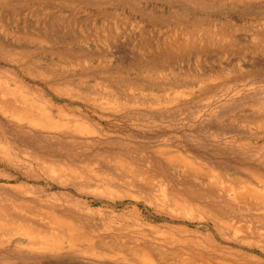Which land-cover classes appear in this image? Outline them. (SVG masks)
Listing matches in <instances>:
<instances>
[{"label":"rangeland","instance_id":"rangeland-1","mask_svg":"<svg viewBox=\"0 0 264 264\" xmlns=\"http://www.w3.org/2000/svg\"><path fill=\"white\" fill-rule=\"evenodd\" d=\"M142 256L264 264V0H0V264Z\"/></svg>","mask_w":264,"mask_h":264},{"label":"bare ground","instance_id":"bare-ground-1","mask_svg":"<svg viewBox=\"0 0 264 264\" xmlns=\"http://www.w3.org/2000/svg\"><path fill=\"white\" fill-rule=\"evenodd\" d=\"M31 98V97H30ZM29 100V99H28ZM33 100V99H32ZM78 123V122H77ZM84 127V126H83ZM14 225V224H13ZM52 227V226H51ZM60 232V231H59ZM69 232V231H68ZM17 233H18V231H17ZM23 234L26 236V237H28V238H31L32 237V233H30V231L29 230H24L23 231ZM9 236V235H8ZM71 236H73V235H71ZM2 237V236H1ZM12 237V236H11ZM47 237H50V240H51V248H54V249H61V250H63L64 248H71L72 247V244H73V240L72 239H70L69 237L68 238H63V237H60V236H55V235H52V236H47ZM47 237H43L44 239L45 238H47ZM79 238V237H78ZM81 239V238H80ZM82 240V239H81ZM80 241V240H79ZM86 244V243H85ZM83 246V245H82ZM49 248V247H48ZM92 248V247H91ZM70 250V249H69ZM120 251H122V250H120ZM119 251V252H120ZM141 253V252H140ZM122 254H124L123 253V251H122ZM121 254V255H122ZM132 254V253H131ZM127 255V254H126ZM132 257V256H131ZM133 257H134V255H133ZM136 257V256H135ZM134 257V258H135ZM138 259H141V258H138ZM137 259V260H138ZM154 260V259H153ZM194 260V259H193ZM138 261H140V260H138ZM141 261H144L145 263L147 262L148 264H155V263H153L147 256H145V257H143L142 256V259H141ZM197 261V260H196ZM16 263V262H15ZM18 263V262H17ZM21 263V262H20ZM61 263V262H60ZM25 264H27V263H25ZM58 264V263H57ZM159 264V263H158Z\"/></svg>","mask_w":264,"mask_h":264}]
</instances>
